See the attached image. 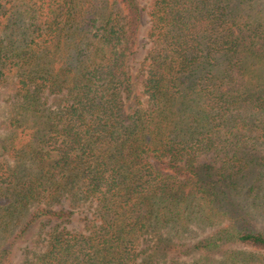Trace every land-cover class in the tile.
<instances>
[{"label":"trees","instance_id":"16d2710c","mask_svg":"<svg viewBox=\"0 0 264 264\" xmlns=\"http://www.w3.org/2000/svg\"><path fill=\"white\" fill-rule=\"evenodd\" d=\"M19 4L0 3V264L16 241L15 264H264L247 223L264 213V0H151L135 71L137 0ZM191 224L214 227L175 241Z\"/></svg>","mask_w":264,"mask_h":264},{"label":"rangeland","instance_id":"374dc122","mask_svg":"<svg viewBox=\"0 0 264 264\" xmlns=\"http://www.w3.org/2000/svg\"><path fill=\"white\" fill-rule=\"evenodd\" d=\"M10 1L16 5L19 6L18 12H20L19 10H22V6L20 3L21 0H0V3L3 7H8L10 5ZM140 7H141V18H140V26L138 28V37L136 40V51L135 53L132 55L133 59L129 62L130 64V69L131 71H135V68L139 65V62L141 61L142 57L145 54L146 48L149 45V41H148V28H149V13H148V8H149V4L151 2V0H137ZM17 12V13H18ZM20 44V43H19ZM14 86L10 85V87L8 86V84H1L0 85V161L6 157V154L3 152L2 150V140L4 138V134H5V129H4V125L2 123L4 117L7 115L6 111L8 109V99L9 97H11V95H14V90H13ZM201 161H205L207 162L208 159L207 158H201ZM252 195L254 194V192L252 191L251 193ZM258 199L253 198V197H248V198H244L243 202L244 204H251V208L252 210H258V208H255V204H253L254 201H257ZM253 206V207H252ZM244 206L242 208V211H244L245 209H248L249 206ZM261 211H256L253 212L251 215L248 217L247 219V223L249 225V227L251 229H255V230H260L262 232H264V213L263 215H260ZM260 215V216H259ZM83 225V220H82V215L81 214H74L72 220L68 223V227L69 228H75V229H81ZM214 227V226H213ZM211 227H207L206 229H204V232H201V228H197V226H193L191 224L190 231H185V230H181L180 231V236H178V238H175V241H177L178 243L186 241H194L196 239V237H201L206 231H209ZM169 234V232L167 233ZM25 241L23 242H18L16 241L14 244V249H13V256L11 257V260L13 261L12 263H17L18 261H21L22 257H25V253L27 250V246H30V244H26ZM228 247L231 248H238L237 246H233L231 247V245H228ZM166 257H176L177 258V263L178 264H195V257H202L201 255H198V253H192V254H188V255H182V254H169ZM214 257V256H213ZM216 257H220V256H216Z\"/></svg>","mask_w":264,"mask_h":264}]
</instances>
